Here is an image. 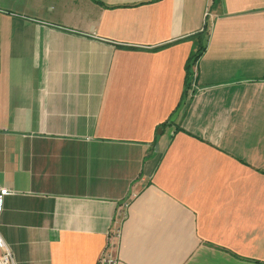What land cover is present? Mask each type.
I'll return each instance as SVG.
<instances>
[{"label": "crops", "instance_id": "0c3cea01", "mask_svg": "<svg viewBox=\"0 0 264 264\" xmlns=\"http://www.w3.org/2000/svg\"><path fill=\"white\" fill-rule=\"evenodd\" d=\"M0 183L17 264H264V0H0Z\"/></svg>", "mask_w": 264, "mask_h": 264}, {"label": "built area", "instance_id": "2783aa9c", "mask_svg": "<svg viewBox=\"0 0 264 264\" xmlns=\"http://www.w3.org/2000/svg\"><path fill=\"white\" fill-rule=\"evenodd\" d=\"M15 193L11 188L0 183V217L4 210L5 199ZM119 235V233H118ZM0 264H17L12 248L6 243L0 234ZM98 264H120V259L113 253V246L109 245Z\"/></svg>", "mask_w": 264, "mask_h": 264}, {"label": "trees", "instance_id": "16d2710c", "mask_svg": "<svg viewBox=\"0 0 264 264\" xmlns=\"http://www.w3.org/2000/svg\"><path fill=\"white\" fill-rule=\"evenodd\" d=\"M208 30L207 28L203 32V35L200 36L201 43L199 44V48L194 51L191 56L189 57L188 63H187V75H186V90L187 92L189 89L192 87V81H193V72L192 68L195 65V63L199 60L200 56L202 55L204 49H205V44L208 39ZM185 90V91H186Z\"/></svg>", "mask_w": 264, "mask_h": 264}]
</instances>
